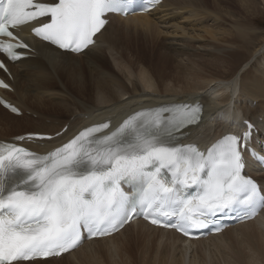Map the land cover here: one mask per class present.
Listing matches in <instances>:
<instances>
[{"label": "snow or ice", "instance_id": "snow-or-ice-1", "mask_svg": "<svg viewBox=\"0 0 264 264\" xmlns=\"http://www.w3.org/2000/svg\"><path fill=\"white\" fill-rule=\"evenodd\" d=\"M133 10L134 0H0V53L20 59L17 50L28 48L18 37L24 29L80 52L109 15ZM0 69L7 71L3 62ZM0 87L9 85L0 80ZM202 114L201 105L187 103L145 109L104 135L109 122L86 128L44 155L0 143V264L60 255L85 234L111 235L136 214L185 235L226 212L253 218L264 209L260 186L244 174L246 158L264 166V149L252 143L254 125L245 122L242 135H225L206 151L179 143Z\"/></svg>", "mask_w": 264, "mask_h": 264}, {"label": "bare ground", "instance_id": "bare-ground-1", "mask_svg": "<svg viewBox=\"0 0 264 264\" xmlns=\"http://www.w3.org/2000/svg\"><path fill=\"white\" fill-rule=\"evenodd\" d=\"M236 1L244 15L221 0H164L147 14H111L97 43L80 54L63 52L26 29L24 36L34 54L10 65L13 91L0 89L24 114L16 116L0 106V139L28 132L55 134L68 126L59 136L34 146L46 151L89 124L109 121L116 126L140 108L180 102L204 106L201 122L182 130L184 142L206 146L227 130L242 127L244 120L258 129L252 143L264 142V31L260 37L252 26L256 16L264 14V0ZM151 58L184 65L197 81L161 87L146 72ZM247 172L264 191V171L248 164ZM239 235L254 238L258 250L264 251V209L253 220L194 241L138 220L61 257L25 264H98L102 256H110L114 264L122 250L139 245L143 252L132 253L129 264H197L190 251L194 256L213 247L222 249L227 245L223 238ZM216 256L221 264H264L257 254H246V261Z\"/></svg>", "mask_w": 264, "mask_h": 264}, {"label": "rangeland", "instance_id": "rangeland-1", "mask_svg": "<svg viewBox=\"0 0 264 264\" xmlns=\"http://www.w3.org/2000/svg\"><path fill=\"white\" fill-rule=\"evenodd\" d=\"M221 1L223 5L228 6L232 10L234 9L233 11H235L239 15H244V13H246L245 10L241 8L239 2L236 0H226V1L221 0ZM253 25L258 30L257 34L261 37V34H262L261 32L264 31V14L257 15L256 18L254 19L252 26ZM201 63H203V61H201ZM82 67H83V71H82L83 76L85 77L86 81H89L90 77L88 75L86 65L82 63ZM145 69H146L147 74L151 78H153L161 87H165L166 84L168 83L169 84L171 83V85H175V86L177 85L184 86L185 83L188 82V80H190L193 83L197 81V79H195L194 76L191 73H189V71L186 69L184 65L178 66L174 62H170L168 64V63H164L163 60H155V58H151V60L148 59L146 61ZM238 232L241 234L243 230H239ZM238 232L236 231L235 234H239ZM229 238L230 236H227V238L225 237L222 239L223 243H227L226 247L222 249H218L212 246L213 248L211 249V251L203 252V253L196 252L194 256H193V253L191 254L192 251H190L189 256H191L190 257L191 259L195 257L194 260H197V264H221L220 256H216V254H221V255L224 254L226 256H233L232 258H234V256H239V258L242 259V261H246V257H245L246 254H251V255L257 254V256H259L260 258L264 260V251L258 250L257 241L254 238L248 237L247 235H239L235 237V239H233L232 237L230 239ZM230 243L231 245L229 246V248H227ZM131 248L129 249V251L126 249L122 250L119 256L116 257V261L118 262L114 264H129L131 260L129 256L132 253L135 254L137 250L139 253L143 252L142 245L136 246L133 249ZM195 249H196V245L194 246V250ZM213 249H214V253L216 252L215 254H213ZM140 257H141V260H143V257L142 256ZM109 258L110 256L100 257L99 258L100 261L98 262V264H112L113 262L112 260H109ZM234 259H231V260L235 261Z\"/></svg>", "mask_w": 264, "mask_h": 264}]
</instances>
